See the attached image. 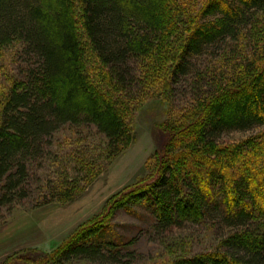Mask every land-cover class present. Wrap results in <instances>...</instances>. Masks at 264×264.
I'll use <instances>...</instances> for the list:
<instances>
[{"label": "trees", "instance_id": "1", "mask_svg": "<svg viewBox=\"0 0 264 264\" xmlns=\"http://www.w3.org/2000/svg\"><path fill=\"white\" fill-rule=\"evenodd\" d=\"M15 41L27 64L0 90V213L77 200L134 142L137 111L153 98L169 106L149 175L109 198L53 263L121 262L134 241L111 220L145 204L158 237L230 229L212 252L172 264H264V0H0V57ZM66 126L106 142L62 153Z\"/></svg>", "mask_w": 264, "mask_h": 264}, {"label": "rangeland", "instance_id": "2", "mask_svg": "<svg viewBox=\"0 0 264 264\" xmlns=\"http://www.w3.org/2000/svg\"><path fill=\"white\" fill-rule=\"evenodd\" d=\"M22 48V43L15 41L0 57L1 91L8 90L13 81L26 71V57L20 54ZM168 111L169 106L162 99L148 100L136 113L134 142L77 200L39 208H32V203L25 202L11 211L3 210L0 213V264H56L51 256L76 230L93 218H101L109 198L128 184L149 175L147 163L162 142L157 125L166 120ZM258 131L233 132L224 138H242ZM78 132V128L66 126L56 134V148L66 153L76 147H94L106 142L102 136L91 137L87 130L80 135ZM154 222L155 217L145 204L116 212L111 220V229L124 241L134 242L123 248L121 262L114 264H172L179 257L212 252L219 246L221 232L230 231L225 227L219 228L218 223L214 228L213 224L206 222L188 224L184 229L158 237L154 234ZM62 264L103 263L74 259Z\"/></svg>", "mask_w": 264, "mask_h": 264}]
</instances>
